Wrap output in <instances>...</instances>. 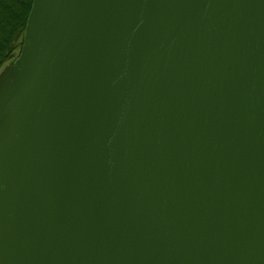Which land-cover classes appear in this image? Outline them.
<instances>
[{
  "label": "water",
  "instance_id": "95a60500",
  "mask_svg": "<svg viewBox=\"0 0 264 264\" xmlns=\"http://www.w3.org/2000/svg\"><path fill=\"white\" fill-rule=\"evenodd\" d=\"M0 264H264V0H33Z\"/></svg>",
  "mask_w": 264,
  "mask_h": 264
},
{
  "label": "trees",
  "instance_id": "16d2710c",
  "mask_svg": "<svg viewBox=\"0 0 264 264\" xmlns=\"http://www.w3.org/2000/svg\"><path fill=\"white\" fill-rule=\"evenodd\" d=\"M33 0H0V71L20 52Z\"/></svg>",
  "mask_w": 264,
  "mask_h": 264
}]
</instances>
